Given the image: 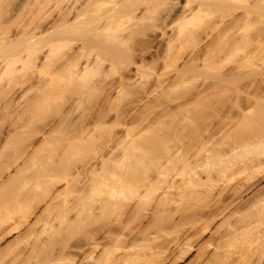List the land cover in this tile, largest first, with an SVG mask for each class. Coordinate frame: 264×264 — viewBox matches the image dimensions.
Segmentation results:
<instances>
[{
	"label": "bare ground",
	"instance_id": "1",
	"mask_svg": "<svg viewBox=\"0 0 264 264\" xmlns=\"http://www.w3.org/2000/svg\"><path fill=\"white\" fill-rule=\"evenodd\" d=\"M240 1L0 0V264H264Z\"/></svg>",
	"mask_w": 264,
	"mask_h": 264
},
{
	"label": "rangeland",
	"instance_id": "2",
	"mask_svg": "<svg viewBox=\"0 0 264 264\" xmlns=\"http://www.w3.org/2000/svg\"><path fill=\"white\" fill-rule=\"evenodd\" d=\"M241 1H242V0H241ZM241 1H240V2H241ZM243 1H244V0H243ZM237 2H238V1H237ZM237 2H236V3H237ZM240 4H241V3H240ZM240 4H239V6H241ZM243 4H244V2H243ZM237 5H238V3H237ZM4 126H5V128H6V127H7V124H5ZM2 137H3V136H2ZM38 139L41 140L42 137L40 136V138H38ZM0 145H1V143H0ZM4 158H5V157H4ZM192 257H193V256H190L188 259H187V258H184V259L180 260V261L178 262V264H191V263H192L191 261L193 260Z\"/></svg>",
	"mask_w": 264,
	"mask_h": 264
}]
</instances>
